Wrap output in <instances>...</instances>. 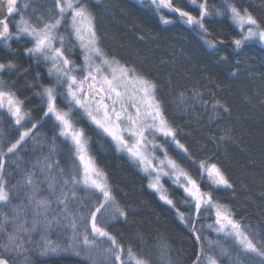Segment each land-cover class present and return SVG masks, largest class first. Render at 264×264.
<instances>
[{
  "label": "snow or ice",
  "instance_id": "obj_1",
  "mask_svg": "<svg viewBox=\"0 0 264 264\" xmlns=\"http://www.w3.org/2000/svg\"><path fill=\"white\" fill-rule=\"evenodd\" d=\"M141 2L160 24L186 26L212 52L226 42L209 27L221 19L235 30L230 44L237 54L255 44L264 48V19L235 0H186L187 6L177 0ZM90 5L91 0H24L22 5L21 0H0V47L15 52L12 42L25 41V56L45 66L49 81L40 83L38 73L28 85L37 89L34 94L41 101L36 117L17 88L29 69L21 70L12 59L0 61V118L11 121L8 132L0 130V264H33L34 252L71 253L87 264H174L164 235L145 251L112 231L116 223L128 221L131 206L118 199L108 173L92 155L89 129L126 154L147 188L187 230L195 247L191 264H264V227L237 219L236 210L217 196L222 191L235 194L223 164L213 155L198 156L182 142L159 95L161 85L141 67L105 49ZM15 16L19 19L13 30ZM137 39L144 41L145 36ZM226 61V56L219 57V62ZM230 74L238 73L233 69ZM174 103L185 112L199 105L210 123L231 115L227 103L197 86L178 91ZM259 103L264 108V97ZM48 132L53 134L48 152L35 162L26 158L45 146ZM220 133L218 140L211 137L217 146L233 139L230 127ZM169 148L182 159L170 155ZM60 151L66 165L53 158ZM260 197L264 199V192ZM53 229L65 234L66 244L49 238ZM137 240L146 244L139 233Z\"/></svg>",
  "mask_w": 264,
  "mask_h": 264
},
{
  "label": "trees",
  "instance_id": "obj_2",
  "mask_svg": "<svg viewBox=\"0 0 264 264\" xmlns=\"http://www.w3.org/2000/svg\"><path fill=\"white\" fill-rule=\"evenodd\" d=\"M23 2L21 0V5ZM210 2L218 3L219 0ZM177 3L187 6L186 0H177ZM235 3L264 19V0H235ZM90 6L96 14L105 49L123 61L141 67L161 85L159 95L170 119L180 129L182 142L198 156L213 155L223 164L235 185V194L222 191L217 196L236 210L237 219L253 227H264V199L260 197L264 192V108L259 103L264 97V48L255 44L237 54L230 44L235 30L223 19L209 24L214 33L226 41L219 46V51L212 52L186 26L160 24L158 17L144 3L91 0ZM30 13L29 8L26 14ZM18 19L19 16L13 18V30ZM140 34L145 36L144 41L137 39ZM25 46V41H13L15 52L0 47V61L12 59L21 70L29 69L27 76L19 79L17 88L20 95L27 98L26 108L33 110V115L38 117L41 115V101L34 94L37 89L28 85L35 82L34 77L38 73L42 77L40 83L49 81L45 66H37L25 56ZM220 56H226L227 61L219 62ZM237 60L240 61L238 66ZM233 69L238 73L235 77L230 74ZM4 78L9 79L7 73ZM11 79L15 80L17 76L12 75ZM194 86L214 92L217 98L231 107V115L210 123L208 113L199 105L190 112L177 108L174 103L176 93ZM10 127L9 119L0 118V130L8 132ZM226 127L232 128L233 139L217 146L211 137L215 135L218 140L220 130ZM41 131H47V128ZM13 135L18 136V132ZM52 135L48 132L49 141L45 146L42 149L37 147L35 154L29 151L26 158L35 162L42 152L46 154ZM89 135L91 153L108 173L118 199L131 206L128 221L116 223L112 231L121 234L126 243L132 242L137 249L144 247L145 251L162 234L171 245L174 264H191L195 247L174 213L147 188V180L126 154L117 153L111 141L102 134L89 129ZM169 153L178 160L182 159L173 148H169ZM53 158H59L62 165L68 163L64 151ZM165 186L170 188V182L166 181ZM175 198L179 204L180 195L175 194ZM53 231L52 238L60 240L62 246L66 244L65 234ZM137 233L145 237V245L137 240ZM32 260L33 264H87L83 258L63 252L50 257H41L34 252ZM225 264H228L227 260Z\"/></svg>",
  "mask_w": 264,
  "mask_h": 264
},
{
  "label": "rangeland",
  "instance_id": "obj_3",
  "mask_svg": "<svg viewBox=\"0 0 264 264\" xmlns=\"http://www.w3.org/2000/svg\"><path fill=\"white\" fill-rule=\"evenodd\" d=\"M52 234H54V231H53L52 233L49 234V238H50L53 242H55V243H59V244L61 245L60 240H58V239H53V238H52ZM36 239H39V236H38V235H37ZM61 246H62V245H61ZM37 254L40 255L38 252H37ZM40 256H41V255H40ZM50 256H52V254L45 255V256H41V257H50Z\"/></svg>",
  "mask_w": 264,
  "mask_h": 264
},
{
  "label": "water",
  "instance_id": "obj_4",
  "mask_svg": "<svg viewBox=\"0 0 264 264\" xmlns=\"http://www.w3.org/2000/svg\"><path fill=\"white\" fill-rule=\"evenodd\" d=\"M130 1H133V2H136V3H142L141 0H130ZM15 17H17V16H15ZM15 17H13V18H15Z\"/></svg>",
  "mask_w": 264,
  "mask_h": 264
}]
</instances>
